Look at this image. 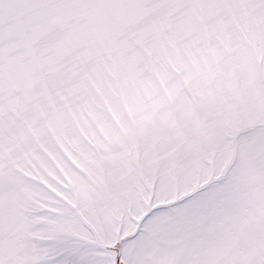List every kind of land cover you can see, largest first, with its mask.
<instances>
[{"label":"snow or ice","instance_id":"obj_1","mask_svg":"<svg viewBox=\"0 0 264 264\" xmlns=\"http://www.w3.org/2000/svg\"><path fill=\"white\" fill-rule=\"evenodd\" d=\"M0 264H264V0H0Z\"/></svg>","mask_w":264,"mask_h":264}]
</instances>
